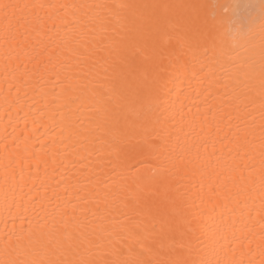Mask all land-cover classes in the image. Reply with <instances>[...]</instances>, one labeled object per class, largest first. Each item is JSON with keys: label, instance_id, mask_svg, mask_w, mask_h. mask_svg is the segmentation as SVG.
<instances>
[{"label": "bare ground", "instance_id": "6f19581e", "mask_svg": "<svg viewBox=\"0 0 264 264\" xmlns=\"http://www.w3.org/2000/svg\"><path fill=\"white\" fill-rule=\"evenodd\" d=\"M5 2L57 6L104 3L135 7L121 10L119 18L110 17L104 25L91 19L90 12L85 15L87 9L76 13L78 23L73 22L74 10L68 9L66 14L61 10L60 16L68 21L67 27L53 9L38 10L39 19L23 10L28 20L27 31L21 28L20 46L9 47L7 52L3 42L4 24L0 20V259L3 258L6 234L13 230L16 235L12 239L18 245V252L30 246L39 248L40 240L47 239V235L39 236L41 226L44 233L51 232L60 241L54 253L46 249L41 251L43 259L78 261L99 259L101 255L107 259H123L110 255L106 246L101 247L107 243L106 230L124 221L126 216L140 213L146 223L155 220L163 226L164 232L171 231L175 237L174 241L155 239L150 243V250L140 257L150 264H183L185 261L191 264L192 260L200 259L211 260L213 264L216 260L223 262L226 259L243 260V264H264V230L257 222L264 190V165L261 163L264 159L261 153L264 112L260 108L259 79L257 77L247 86L235 79L224 80L220 65L205 69L206 78L205 73H197V78H193L187 46L194 47L205 26L211 23L209 6L222 3L233 5L230 15L234 22L247 26L255 17L252 35L258 51L260 0ZM53 20L57 27L50 32ZM94 43L99 49L97 55L106 57L118 68L109 72L115 85L110 94L109 122L131 141V145H135L140 139V120L145 116L155 120L162 109H166L163 116L167 117L166 127L172 133L166 148L184 158L178 169L163 171L156 181L142 188L141 206L136 211L124 208L116 198L122 183L120 177L106 170L98 175L100 169L95 167L98 163L95 152L91 155L85 152L73 134L71 123L76 113L63 109L65 127L51 128V121L60 119L56 105L51 103L61 87L56 81V73L63 79L66 70L79 71L83 66L80 64L82 58L75 50L83 52L85 45L91 49ZM161 62L172 76H175L172 69L178 64H188L189 71L175 80L176 86L169 97L157 101L152 89ZM128 67L135 70L134 78L125 79L119 70ZM213 72L223 82H212L209 86L214 80ZM199 78H203L202 84ZM70 107L75 109L74 105ZM136 112L141 113L140 119L133 115ZM37 127L39 131H34ZM21 133L32 135L28 143L36 144L34 150L38 156L27 162L31 167L25 165L26 180L22 185L19 183V165L17 182L9 180L6 184L5 137L10 144L14 136L18 137L19 151L23 155L25 141ZM41 141L44 142L43 149L40 148ZM202 174H211L217 183L224 185L221 191L226 189L231 193L227 201L222 197L217 200L220 204L216 211L217 223L222 231L235 230L237 234L243 232L248 236L243 253L238 250L234 257L217 253L213 251L211 239L199 233L203 243L191 240L190 246V237L182 240L180 233L187 231L179 227L186 208L182 193L199 191ZM105 183L108 189H105ZM204 191H207V184ZM211 206V202L206 205L205 215L211 214L207 211ZM221 212L222 217L219 216ZM21 219L26 226L31 222L37 235L29 237L22 232Z\"/></svg>", "mask_w": 264, "mask_h": 264}, {"label": "snow or ice", "instance_id": "6c2138e0", "mask_svg": "<svg viewBox=\"0 0 264 264\" xmlns=\"http://www.w3.org/2000/svg\"><path fill=\"white\" fill-rule=\"evenodd\" d=\"M135 7L127 4L109 5L104 3L89 4V5H51V4H15L0 0V20L3 21V42L7 52L9 47L20 46L21 40L18 36H22L20 31L28 23L27 16L23 10H28L29 15H34L39 19L40 9H53L56 17L61 19V22L67 27L68 21L60 16L61 10L67 13L68 9L74 10L73 22H79V16L76 14L81 9H87L85 15L91 13V19L98 21L101 25L108 22L110 17L119 18L121 10ZM211 23L205 26L199 41L193 47L187 45L191 54V70L192 77L197 78V73H205V69L211 68L213 65H220L223 69L222 77L224 80H237L247 86L252 80L258 77L260 93V108L264 112V0H260V43L257 51V46L253 43L255 37L252 35V24L255 22V17L248 21L247 26L242 23H237L232 20L230 11L233 5H225L222 3L210 5ZM19 13V14H18ZM52 18V17H50ZM55 20L49 29L50 32L56 29ZM52 43H55L53 37H49ZM96 43L99 39L96 38ZM99 49L94 43L92 48L84 46L83 52L76 49L75 52L82 59L77 72H68L66 70L63 79L59 73H56V81L60 84V91L53 97L51 103L56 105V111L59 112L60 119L51 121V128L65 127V114L63 109L68 108L69 111L76 113L75 120L72 121L71 127L73 134L78 138L84 146V151L91 155L96 154L98 163L95 167L100 169L98 175L111 172L114 176L121 178L122 183L116 198L119 199L124 208L136 211L140 208L142 202L141 190L143 187L152 184L157 177L165 170L172 168L178 169L179 164L183 161L182 156H177L173 151H169L166 145L171 138L172 133L166 127L167 117L163 116L166 109H162L161 115H158L155 120L145 116L140 120L138 134L140 139L135 145H131V141L116 129L109 122V114L111 112V93L115 89L114 83L109 78V72L118 70L108 62V59L97 55ZM158 71L154 77V87L152 94L157 101L162 97H169L172 89L176 86L175 80L180 79L181 75H187L189 71L188 64H178L174 66L172 71L175 76L169 73L166 65L162 62L157 66ZM125 79L134 78L135 70L131 67L126 69L120 68ZM205 73V78L207 77ZM214 77L212 82L222 83L220 77H217L213 72ZM200 83H203V78H199ZM76 83L73 84L72 81ZM65 81H68L65 84ZM168 103L167 100L163 101ZM75 106L72 109L70 106ZM87 108V111L84 109ZM43 115V113H41ZM137 119H140L141 113L133 114ZM35 124L36 121L34 120ZM28 127L27 120L25 128ZM47 128V126H45ZM15 131V129H13ZM34 131H39L35 128ZM20 135L24 138V154L19 151L20 144L17 142L18 137H13L11 144L8 138L5 137L3 145L7 164L5 165V183L9 180L13 183L17 182V166L19 165V183L22 185L25 180V165L31 167L27 162L35 159L38 153L34 150L36 144H29L32 140V135ZM38 140L39 137H36ZM261 153L264 156V125L261 131ZM55 143V140H53ZM63 142V141H61ZM131 145V148H130ZM40 148H44V142H40ZM139 157V158H137ZM264 165V159L261 161ZM238 167L240 165H237ZM264 171V169H262ZM103 183V181H101ZM207 184V191H204ZM105 189H108V184H104ZM224 185L217 183L211 174L200 177V189L193 193L190 190L182 193L183 203L186 205L182 221L179 225L181 228H186L187 231L180 233L182 240L185 237H190L191 240H196L199 243L200 235L206 236L212 241L213 251L222 252L225 256L229 254L235 256L239 250L243 253L244 241L248 236L243 232L237 234L233 230L230 233L222 231L217 223L218 215L216 214L217 207L220 204L218 198H223L227 201L231 195L226 189L221 191ZM22 190V188H21ZM179 191V189H177ZM7 198V189L5 190ZM34 199V197L32 198ZM211 202L212 206L207 209L211 214L205 215L206 205ZM239 203V201H237ZM234 211V209H230ZM259 220L261 229L264 230V190L261 192V205L259 210ZM223 216V212L219 213ZM15 220V217L13 218ZM21 231L26 232L29 237L37 235L33 231L31 222L25 225L21 219ZM39 236L42 238L47 235V239H41L39 248L30 246L18 252V245L13 242L12 237L16 235L12 233L6 234L4 247L2 250L3 258L0 259V264H150V262L141 259L145 251L150 250V243L155 239L175 240L171 231L164 232L163 226L153 220L150 224L145 222L144 218H140V213L134 216H126L124 221L114 224L110 229L106 230L107 243L101 245L106 246L109 254L112 256L124 257L123 259H107L101 255L99 259H81L78 261L59 260V259H43L41 251L48 250L55 252L60 246L59 238L53 233H44L42 230ZM67 224H65V229ZM59 231V230H57ZM264 239V237H262ZM251 243V240H249ZM138 246V247H137ZM23 256V258H20ZM183 264H188L187 261ZM191 264H213V261L208 259L192 260ZM215 264H243V260H216Z\"/></svg>", "mask_w": 264, "mask_h": 264}]
</instances>
